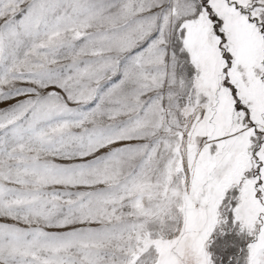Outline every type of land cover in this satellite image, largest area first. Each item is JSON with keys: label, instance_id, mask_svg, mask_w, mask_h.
Listing matches in <instances>:
<instances>
[{"label": "snow or ice", "instance_id": "obj_1", "mask_svg": "<svg viewBox=\"0 0 264 264\" xmlns=\"http://www.w3.org/2000/svg\"><path fill=\"white\" fill-rule=\"evenodd\" d=\"M0 264H264V0H0Z\"/></svg>", "mask_w": 264, "mask_h": 264}]
</instances>
